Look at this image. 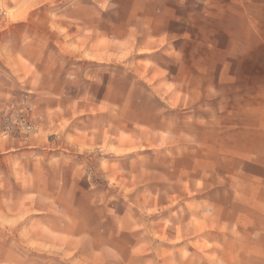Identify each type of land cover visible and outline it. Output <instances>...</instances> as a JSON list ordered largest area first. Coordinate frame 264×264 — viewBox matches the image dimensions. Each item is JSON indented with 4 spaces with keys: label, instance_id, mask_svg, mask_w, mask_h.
I'll list each match as a JSON object with an SVG mask.
<instances>
[{
    "label": "rangeland",
    "instance_id": "374dc122",
    "mask_svg": "<svg viewBox=\"0 0 264 264\" xmlns=\"http://www.w3.org/2000/svg\"><path fill=\"white\" fill-rule=\"evenodd\" d=\"M174 1L0 0V264H264L259 76Z\"/></svg>",
    "mask_w": 264,
    "mask_h": 264
},
{
    "label": "crops",
    "instance_id": "0c3cea01",
    "mask_svg": "<svg viewBox=\"0 0 264 264\" xmlns=\"http://www.w3.org/2000/svg\"><path fill=\"white\" fill-rule=\"evenodd\" d=\"M174 3L175 10L178 9L173 17L174 30L169 29L167 35L179 31L178 27L182 25L190 29L193 17L195 19V15H198L200 26L212 29L209 41L214 42L206 47L200 41L202 49L199 58L235 60V65H231L232 70H229L232 75L238 76L233 79L237 78L238 81L241 77L244 81H250L253 80L252 75L259 76L254 78L259 81H250L236 89L253 87L257 92L255 98L264 100V81L261 77L264 74L245 66L249 60L264 59V0H175ZM180 9H183L181 14ZM188 32L184 31L183 40L190 44ZM216 65L212 74L220 76L227 73L225 67ZM221 87L217 82L211 91L220 93Z\"/></svg>",
    "mask_w": 264,
    "mask_h": 264
}]
</instances>
